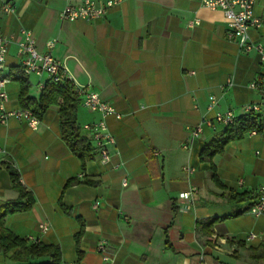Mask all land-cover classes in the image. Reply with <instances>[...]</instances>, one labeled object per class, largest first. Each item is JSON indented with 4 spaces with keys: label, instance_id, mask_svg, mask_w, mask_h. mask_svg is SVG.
Instances as JSON below:
<instances>
[{
    "label": "crops",
    "instance_id": "obj_1",
    "mask_svg": "<svg viewBox=\"0 0 264 264\" xmlns=\"http://www.w3.org/2000/svg\"><path fill=\"white\" fill-rule=\"evenodd\" d=\"M109 1L115 4L98 20L59 19L66 6ZM202 2L0 0V34L8 41L3 74L19 73L22 32H31L39 53H50L77 85L120 116L91 112L79 100L78 125L103 121L114 139L109 163H101L96 151L84 169L62 140L58 106L46 109L35 130L13 118L0 125V207L24 202L8 168L33 198L30 210L5 217L7 230L29 243L57 246L62 264H264L250 251L264 243V214L249 213L264 186V66L257 52L244 54L226 38L223 12ZM5 4L13 11L5 13ZM253 14L264 18V0H257ZM248 35L264 46V29L249 28ZM25 78L29 96L37 99L42 80ZM4 91V109L23 110L18 79ZM211 97L215 105L208 111ZM249 105L259 106L254 115L262 128L230 141L212 158L217 183L211 163L199 159L202 148L223 134L214 115L239 117ZM199 124L202 132L192 139ZM72 178L97 185L80 183L61 194ZM192 188L189 200L180 198ZM228 191L250 197L230 201ZM210 220L216 221L205 228ZM250 234L255 238L248 240ZM219 240L227 241L221 250L214 248ZM101 242L104 251L98 252ZM10 255L0 253V264H11Z\"/></svg>",
    "mask_w": 264,
    "mask_h": 264
},
{
    "label": "built area",
    "instance_id": "obj_2",
    "mask_svg": "<svg viewBox=\"0 0 264 264\" xmlns=\"http://www.w3.org/2000/svg\"><path fill=\"white\" fill-rule=\"evenodd\" d=\"M257 0H203L202 6L210 9H220L223 12L226 21V38L234 41L239 50L248 54L250 52H257L260 56V63L264 66V46L253 44L248 35V29H264V18L255 17L253 8ZM115 2L109 1L105 4H96L94 2H86L82 6H66L60 13L59 19L62 21L73 22L76 20L95 21L102 18L109 8ZM5 13L13 11L8 4L3 6ZM198 24V21L190 22L189 27ZM25 37V42L19 48V54L24 55L25 58L20 66V71L15 76H8L3 74V66L5 55L7 53L8 41L0 34V125H4L8 119L13 118L25 122L31 129H37L39 119L28 110H18L8 112L4 109V103L7 101V95L4 91L5 85L12 79H20L30 75L39 77L42 81L38 86L41 92L47 82L51 83H69L78 99L81 106L90 110L91 112H98L104 116H114L119 119V114L108 103L101 100L97 93L89 92L85 87L77 85L74 80L68 76L63 65L55 59L50 53L41 54L36 48V41L31 32H22ZM54 43L52 41L47 43V48L52 49ZM251 89L257 88V83L254 82L249 85ZM215 105L214 97L210 98L208 111L213 109ZM244 114H254L259 111L258 105H249L242 108ZM236 117L231 112L216 113L213 121L224 126L231 124ZM204 124L211 126L212 122L207 120ZM83 132L89 134L93 146L100 155V161L103 164L109 163L111 159L110 148L114 145V139L108 133L106 124L103 121L84 124L81 126ZM203 124H199L191 132V138H196L202 132ZM184 172L192 173L193 169L189 167L183 168ZM196 193V189L192 188L189 192L180 194L183 200H189L192 194ZM259 200L257 204L249 209V213L255 217L264 214V186L258 190ZM40 230L45 232L47 227L42 225ZM255 236L250 234L248 240L254 239ZM227 244L226 240H219L215 242L214 248L221 250ZM98 252L104 251V243L101 242L97 247ZM105 259V258H104Z\"/></svg>",
    "mask_w": 264,
    "mask_h": 264
},
{
    "label": "trees",
    "instance_id": "obj_3",
    "mask_svg": "<svg viewBox=\"0 0 264 264\" xmlns=\"http://www.w3.org/2000/svg\"><path fill=\"white\" fill-rule=\"evenodd\" d=\"M20 83L19 103L23 110L31 111L39 120L50 105L59 107V125L62 140L70 151L82 163V169L87 162L92 161L96 156V149L91 139L82 133L81 126L77 123V109L79 99L75 94L73 87L69 83H51L47 82L36 99L30 97L28 93L29 84L25 77L18 79ZM257 116L254 114H243L236 117L231 124L225 126L221 138L214 139L206 144L200 154L199 159L202 162H210L214 156L223 153L225 146L233 140L241 139L245 134L252 131H260L262 125L258 123ZM9 169L13 189L18 193V199L24 202L7 203L0 207V253H11L9 259L11 264H62L60 249L55 245L43 243H29L27 240L20 239L12 234L4 226L6 216L30 210L33 205V198L25 193L18 180L17 173ZM212 179L219 183L216 176L214 165L211 163ZM80 183L87 185H97V182L80 181L77 178L69 179L62 190V193L73 185ZM226 197L230 201L240 202L249 198L247 193L236 194L228 191ZM61 205V201H60ZM216 220L208 221L204 227L210 228ZM83 232V226L75 235L76 253L78 261L82 257L79 247V240ZM209 235V231H206ZM253 260L264 261V243L257 249L250 250Z\"/></svg>",
    "mask_w": 264,
    "mask_h": 264
}]
</instances>
